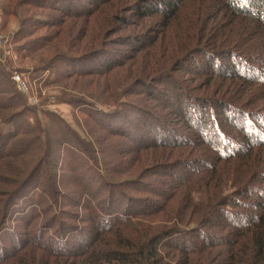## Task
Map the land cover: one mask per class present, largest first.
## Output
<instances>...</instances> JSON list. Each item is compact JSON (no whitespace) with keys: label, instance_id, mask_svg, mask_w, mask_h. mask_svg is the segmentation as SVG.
<instances>
[{"label":"trees","instance_id":"trees-1","mask_svg":"<svg viewBox=\"0 0 264 264\" xmlns=\"http://www.w3.org/2000/svg\"><path fill=\"white\" fill-rule=\"evenodd\" d=\"M0 5L18 22L15 60L0 51V264H264V115L247 111L264 103V0ZM15 73L57 90L85 139L57 114L42 124ZM53 154L72 168H40ZM57 202L86 215L48 218Z\"/></svg>","mask_w":264,"mask_h":264},{"label":"rangeland","instance_id":"rangeland-1","mask_svg":"<svg viewBox=\"0 0 264 264\" xmlns=\"http://www.w3.org/2000/svg\"><path fill=\"white\" fill-rule=\"evenodd\" d=\"M6 1L7 0H0V4H2V2L6 5ZM83 1H87V3L89 4V1L90 0H83ZM13 5V4H12ZM6 6H4L5 8ZM13 7H15L14 5L12 6V9ZM7 8V7H6ZM9 9V8H8ZM3 9L1 8V5H0V51L4 52L5 55H7L8 57H11L12 60H15V55L12 53V49L13 48H10L9 45H5V43L9 42V40L11 39L12 35H14V33L16 32V30L18 29V22L14 19V18H9V17H6L4 14H3ZM23 10V9H22ZM9 11H12L11 9ZM17 11V10H16ZM18 13H21L23 14V11H18ZM35 14H36V17H44V12H38L36 11V13H34L32 11V14L30 15H26L25 17H32L34 18L35 17ZM4 22L6 23L5 24V29L3 30L2 26L4 24ZM45 32H40V36L43 35ZM2 40H4V42H2ZM109 48V49H108ZM108 50H106V55H104V57L102 58H94V62L97 63V62H100V61H105V59H109V55L108 54H111V55H117L120 51L122 50L123 48H116V47H113L112 45L111 46H108ZM190 65H192L190 63ZM14 75H19L25 82H26V85L28 87V92L27 94L24 93V96L27 100V105L29 107H38L37 108V117L39 119V121H41L42 124H44V121H43V116H42V111H45L47 113H51V114H57L59 115L65 122H67L69 124V126L71 127V129L78 135V137L80 139H85V135L83 134V131H82V127L81 126H78L77 125V119L75 118L74 116V111L72 110V108L70 106H68L67 104H62V103H58L55 98L58 97V92L57 90H52L51 88H47V89H40L38 88L37 85L33 84L28 78L27 76L25 75V73H15L13 74ZM44 75H48V74H44ZM12 76V77H13ZM183 79L184 77L181 76ZM49 78V77H48ZM53 78V75L50 76V80ZM19 91V90H18ZM23 94V93H22ZM39 95H41L40 97L43 98V99H39ZM46 99V100H44ZM41 102L43 104H41ZM109 106L106 105V106H103L102 108H99L101 109V111H104V112H109ZM134 106H129L128 108H126V110L128 111L127 113H132L131 114V119L134 118V115L135 117H137V110L135 112L134 110ZM250 110H247L249 112H261L263 113L264 115V103H263V108H260V107H249ZM258 109H261V110H258ZM134 112V113H133ZM143 116V115H142ZM137 119V118H136ZM263 120H264V116H263ZM135 123H136V120H134ZM12 130V126L10 124H3V125H0V132L2 133H5L7 131H10ZM53 149L52 152L54 153H57L55 152V149L56 150H59V147H52L51 150ZM61 156V154H60ZM56 157H57V160H59V164L60 166H62L63 168H72V165H73V161L69 158V157H66V156H61V160L58 158L57 154H53L52 156H50L48 159H45L43 160V166L40 167L42 168L43 170H45V168H49V165L46 166V163H49L50 161H53V162H57L56 160ZM49 162H48V161ZM21 161V160H20ZM18 161L16 163H18V165L20 164V167H23V164H21V162ZM23 161V160H22ZM24 162V161H23ZM22 165V166H21ZM59 166V167H60ZM27 169V168H25ZM24 169V170H25ZM33 170V165L31 168H28V171L27 173H25V175L27 174V176L25 177H22L21 179H23L24 181V184H23V187L21 188L22 189V192L25 191L27 194L30 193V192H33L35 191V187L38 183L37 179H34V177H28V175L30 174L29 172H31ZM38 171V170H36ZM23 174V173H22ZM58 175H64V177H66L67 179L71 180L73 179L74 177L71 176V179H70V174L66 173V174H62V172H58ZM74 176L76 175V173L73 174ZM77 175H81V176H85L87 177V174L86 172H81V173H77ZM132 174H129V175H126V176H122L120 178L117 179V181H126V180H130L131 179ZM96 184H94V187H95ZM21 209L23 208V204H18ZM27 210L30 211L29 207H27ZM71 211V213L75 214V215H78V217H81L82 215H86L85 212H78V210L76 209H66V208H62V205L60 204V202H57V204H55L52 209H51V212L50 214L48 215V218H51L54 214H57L59 211ZM10 216L9 217V220L7 221V224H5V226H8L10 227L12 230L13 228L15 227H18L20 226L18 229H17V232L20 233L19 235H22L23 236V232H22V229H23V226L21 225H17V223L15 222V218H17V215H18V212L15 210L14 212V209L10 211ZM58 219L60 221H67V222H72L71 220H68L66 219V215H62L60 214L59 216H57ZM59 224V223H58ZM57 224V225H58ZM72 225L76 226L78 229H87L85 228L86 225L85 224H82V223H73ZM58 226H56L55 229H57ZM53 230V231H54ZM50 234V232L48 233V235ZM5 235L6 233H0V243L2 242L5 247H8L10 246V243L7 241V239L5 238Z\"/></svg>","mask_w":264,"mask_h":264},{"label":"built area","instance_id":"built-area-1","mask_svg":"<svg viewBox=\"0 0 264 264\" xmlns=\"http://www.w3.org/2000/svg\"><path fill=\"white\" fill-rule=\"evenodd\" d=\"M1 39V38H0ZM12 80L14 81V83L16 84L17 89L19 90V92L21 93H26L28 92V87L26 85V82L19 76V75H14L12 77Z\"/></svg>","mask_w":264,"mask_h":264}]
</instances>
